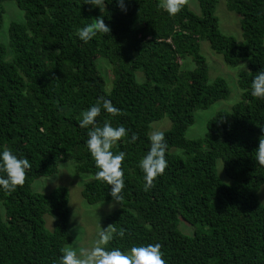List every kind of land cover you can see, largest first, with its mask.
<instances>
[{"label":"trees","instance_id":"obj_1","mask_svg":"<svg viewBox=\"0 0 264 264\" xmlns=\"http://www.w3.org/2000/svg\"><path fill=\"white\" fill-rule=\"evenodd\" d=\"M10 1L24 22L10 23L7 44L0 42V149L27 158L31 167L22 186L0 190V264H57L61 249L73 243L68 188L48 194L33 189L62 163L72 161L76 174L91 177L81 191L88 205L113 201L111 186L95 178L88 129L78 124L100 97L120 112L102 111L97 126L108 122L128 130L112 149L126 153L123 200L105 220L124 234L108 247L160 243L167 264H264L258 195L264 166L254 159L264 136V99L250 94L254 75L264 69V0H225L239 17L241 41L221 32L215 0H197L199 13L184 2L174 16L160 0H126V12L115 0H103L99 8L87 0ZM97 17L110 32L81 41L77 29ZM202 41L228 67L241 68L240 100L217 111L203 137L188 139L195 113L230 95L224 78L208 82ZM187 58L193 69L184 67ZM102 62L110 66V82ZM165 117L168 167L145 190L138 161L150 148L152 124ZM219 161L228 182L218 174ZM182 225L200 230L186 234Z\"/></svg>","mask_w":264,"mask_h":264},{"label":"clouds","instance_id":"obj_2","mask_svg":"<svg viewBox=\"0 0 264 264\" xmlns=\"http://www.w3.org/2000/svg\"><path fill=\"white\" fill-rule=\"evenodd\" d=\"M184 2L185 0H161L160 7L170 16H174L182 10ZM86 3L93 8H99L103 0H87ZM115 3L122 11H127L126 0H115ZM97 18L96 23L77 29L76 35L81 41L88 42L99 32H110L104 19ZM250 94L255 98L264 99V69L254 75L250 85ZM102 111L116 116L120 109L111 100L100 97L95 104L81 113L78 124L80 128L88 129L85 144L98 169L95 173L96 180L111 186L110 195L113 200V203L109 204V211H111L115 204H120L123 200L121 193L125 187V180L122 164L126 159L124 151L115 153L112 149L128 135V130L123 125L114 127L108 122L103 126H97V117ZM131 139L135 141L137 137L132 135ZM149 141L150 148L138 161V167L143 173L145 190L150 189L154 180L162 176L168 167L166 159L168 144L165 132L153 129L149 135ZM254 159L259 165L264 166V136H261L259 140ZM30 167L31 164L27 158L18 156L10 149H0V190L11 192L17 186H22L25 182L26 171ZM123 234L122 230L117 232L111 224L103 227L96 233V238L90 246L69 244L68 247L62 248L57 264H167L163 258L160 243L132 246L127 250L108 247L116 235L123 236Z\"/></svg>","mask_w":264,"mask_h":264},{"label":"rangeland","instance_id":"obj_3","mask_svg":"<svg viewBox=\"0 0 264 264\" xmlns=\"http://www.w3.org/2000/svg\"><path fill=\"white\" fill-rule=\"evenodd\" d=\"M161 1V0H160ZM216 1V15L219 18V27L223 34L232 36L238 41H241V30L239 25V17L236 13L228 11L225 5V0ZM189 9L193 12L199 13L197 0H185ZM5 14L3 16V23L0 29V42L7 44L8 42V28L12 22H24L23 12L16 6L14 1L7 0L3 2ZM201 54L206 59L208 67V82L212 83L216 77H222L227 81L230 89V95L227 100L216 102L207 110H198L195 113V124L187 129L186 137L188 139H198L203 137L206 132L207 121L215 115L220 109H226L233 106L240 100V91L237 84V73L241 69L228 67L221 55L214 53L208 42L202 41L200 43ZM184 67L193 69V64L190 58L183 62ZM103 74L108 82L111 81V70L108 64L103 63ZM170 127V121L165 117L163 120L152 124L153 129L167 130ZM218 174L222 180H226L223 172L222 163H218ZM79 175V176H78ZM91 179L90 176L76 174L74 170V163H62L56 175L48 178H41L33 184L35 192L41 194H48L53 189L64 186L69 190V208H70V223L69 230L73 236V243L82 247H88L96 238V233L102 230L103 227L108 226L105 222L106 217L119 209L118 203L109 211V204L113 201H107L96 205H88L81 196V191L84 184ZM259 200L264 205V185L261 187L259 193ZM0 209L4 212L3 208ZM52 218L46 217V227L52 230ZM183 223V222H182ZM182 231L189 234L192 228L200 230V227L183 226ZM68 247V246H67Z\"/></svg>","mask_w":264,"mask_h":264}]
</instances>
